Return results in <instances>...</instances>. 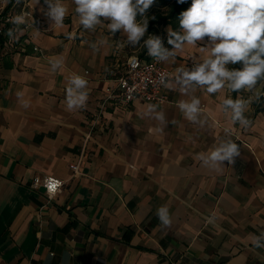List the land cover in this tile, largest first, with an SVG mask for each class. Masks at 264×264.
<instances>
[{
    "label": "crops",
    "instance_id": "0c3cea01",
    "mask_svg": "<svg viewBox=\"0 0 264 264\" xmlns=\"http://www.w3.org/2000/svg\"><path fill=\"white\" fill-rule=\"evenodd\" d=\"M8 2L0 9L19 21L0 54V264H264V247L253 242L264 232V110L256 111L264 94L245 112L247 127L222 109L227 97L253 96L246 90L196 89L203 126L177 106L190 97L164 86L163 102L121 104L106 89L116 92L128 56L150 57L143 41L127 45L107 22L85 30L72 0H63L68 14L54 27L44 0ZM163 30L171 49L170 27ZM201 46L185 44L161 62L168 79L205 58ZM55 59L63 64L53 71ZM74 75L87 80L88 98L69 110ZM148 105L165 125L146 115ZM229 138L240 151L235 163L204 166L201 154ZM45 175L63 180L51 197L31 185Z\"/></svg>",
    "mask_w": 264,
    "mask_h": 264
},
{
    "label": "clouds",
    "instance_id": "9594fccd",
    "mask_svg": "<svg viewBox=\"0 0 264 264\" xmlns=\"http://www.w3.org/2000/svg\"><path fill=\"white\" fill-rule=\"evenodd\" d=\"M79 23L85 30H95L98 25L107 22V28L112 35L122 30L126 35L125 43L136 46L143 41L147 54L156 62L174 60L176 52L184 45H200L207 52L202 60L194 57L192 66L177 69L174 78L160 77L161 84L170 90H178L190 99L178 102V108L188 121L203 126L201 101L192 93L196 89H204L208 94L219 93L224 88L232 92H253L247 100L237 96L227 97L222 101L224 112L231 113V120L242 127H247L250 121L245 112L253 99H259L264 93L254 92L257 85L264 82V0H191L190 7L179 15L180 31H168L167 43L171 49L164 46L162 38L157 35H145L148 30V10L156 0H72ZM186 3L187 0H177ZM39 0H36V4ZM46 9L44 15L50 22V27L62 26L68 8L63 0H44ZM139 17V19H138ZM155 19V17H152ZM19 21V18H17ZM12 35L11 31L8 33ZM95 47V45H93ZM55 71L62 64V59L50 61ZM239 64V68L230 65ZM66 103L69 110L83 107L88 95L87 80L79 75L69 79ZM27 107V103H24ZM146 115L166 124L164 113L158 112L155 105H148ZM162 131L163 129H158ZM240 155L238 145L232 139H222L218 145L205 154L200 160L204 166L216 171H222L225 161L234 164ZM157 215L162 223H170L166 207L158 209ZM257 247H264V232L253 237Z\"/></svg>",
    "mask_w": 264,
    "mask_h": 264
},
{
    "label": "built area",
    "instance_id": "2783aa9c",
    "mask_svg": "<svg viewBox=\"0 0 264 264\" xmlns=\"http://www.w3.org/2000/svg\"><path fill=\"white\" fill-rule=\"evenodd\" d=\"M29 15V13L27 12ZM17 19L10 12L0 9V54L3 51V42L5 38L9 41L16 33ZM11 31L12 35L8 33ZM34 50H39L33 47ZM170 71L166 69L161 62H156L152 57L144 58L139 55L131 54L125 62V68L122 74L115 79L116 92L108 87V98L115 97L121 104H128L133 100H142L151 103H160L165 99L160 77L169 78ZM77 164H73V172L77 171ZM33 187L41 186L44 188L48 197L55 195L62 187L63 180L54 175H45L43 177L35 176L32 179Z\"/></svg>",
    "mask_w": 264,
    "mask_h": 264
},
{
    "label": "trees",
    "instance_id": "16d2710c",
    "mask_svg": "<svg viewBox=\"0 0 264 264\" xmlns=\"http://www.w3.org/2000/svg\"><path fill=\"white\" fill-rule=\"evenodd\" d=\"M11 2L12 0H9L6 9L11 4ZM190 5L191 0H187V2L183 4L178 3L177 0H156L154 5L147 12V16L149 17V25L144 39H147L148 35L160 36L161 32H165L163 28L166 27V25L170 27V31H180L178 20L179 15L182 11L187 10ZM152 17H155V19H152ZM165 38L167 40L168 33ZM145 50L146 48L143 46V51ZM230 66L235 68L240 67L239 64ZM261 83L263 84L264 90V82ZM260 110H264V101L260 106L256 107V111Z\"/></svg>",
    "mask_w": 264,
    "mask_h": 264
},
{
    "label": "rangeland",
    "instance_id": "374dc122",
    "mask_svg": "<svg viewBox=\"0 0 264 264\" xmlns=\"http://www.w3.org/2000/svg\"><path fill=\"white\" fill-rule=\"evenodd\" d=\"M136 53H137V52H136ZM137 54H139V53H137ZM262 90H263V84H262V89H261L260 93H261V92H264V90H263V91H262ZM262 95H263V94H262ZM262 99H263V100H262ZM262 99H261V103L264 101V98H262Z\"/></svg>",
    "mask_w": 264,
    "mask_h": 264
}]
</instances>
